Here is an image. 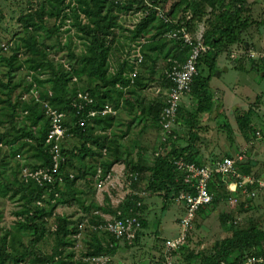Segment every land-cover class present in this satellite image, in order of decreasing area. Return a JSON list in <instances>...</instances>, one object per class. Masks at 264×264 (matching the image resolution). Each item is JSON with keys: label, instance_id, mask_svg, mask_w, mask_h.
Here are the masks:
<instances>
[{"label": "trees", "instance_id": "trees-1", "mask_svg": "<svg viewBox=\"0 0 264 264\" xmlns=\"http://www.w3.org/2000/svg\"><path fill=\"white\" fill-rule=\"evenodd\" d=\"M133 1L135 0L129 4H122L116 0H75L78 6L74 7L70 17L74 19L73 24L84 33L86 50L78 56L70 50L67 55L71 62L68 69L64 64L52 63L45 53L39 52L37 49L38 42L34 39L31 28L36 29L37 24H47L48 19L56 20L60 16L63 19L67 18L68 15L63 11L67 7L71 9V4H66L65 0H46V4L50 5L48 9L40 7L39 10L22 16L20 20L23 21L26 31L30 32L32 39L27 45L41 58L46 59L45 62H38L35 68L45 66L51 69L49 78L34 76L37 90L35 94L31 88L33 83L30 84L29 90L27 89L28 99L30 96L33 98L30 102L27 101L24 93H20L16 100L11 101L9 91L14 87L13 73L18 70L19 48L16 43L11 48L7 45V49H10L8 51H3L7 49L1 47L0 61L8 65V79L4 82L0 78V86L8 90L6 91L8 96L3 101L11 107V112L8 114L9 119L15 118L18 107L26 118L25 124L19 127L12 126L0 138V142L3 141L4 144L8 145L11 158L16 153H21L25 156H23L25 160L23 165L30 168V170H25L33 172L39 169H47L52 173L55 164V151L53 144H49L46 140L54 123L53 111L57 114H64L62 122L66 128V136L59 140L61 158L57 162L56 172L53 173V182L45 180L40 183L38 178L29 175V173L26 175L24 173L26 177H23L20 163L11 167L7 162V156H1V165L5 162L10 168L0 167V198H8L18 202L20 208L16 211L15 231L12 234L7 232L0 236V264H69L73 261L75 253L70 247L75 241L74 236L80 232L79 223L83 218L76 222L71 220L69 216H55L54 211L61 204L72 206L74 202L80 204L84 212L91 213L90 223L95 225L106 222L104 216L95 214V211L120 218L137 216L140 221V229L133 241H126L127 245L125 246H130L133 242L138 243L141 235L148 232V219L143 215L146 209V205L143 203L145 194L162 196L163 212L157 217L161 220L169 203L177 199L180 191L187 189V184L182 178V173L177 169L176 162L183 158L188 162L204 163L197 148L198 130L203 128L201 126L203 115L210 113L213 109L214 96L210 91V82L216 75L217 59L225 47L240 43L243 40V35L254 24H264V20L258 21L254 18L249 10L247 0H178L171 6L172 11L170 13L165 12L166 10H163L162 7L160 8V4L167 0L136 1L137 3L140 2L142 7L149 5L147 6L149 12L130 31L127 38L130 40L128 48L140 37H146L152 30L157 31L142 49L144 60L150 56V51H159L160 54L163 53L167 57L166 65L172 64V61H168L169 59L185 61L190 46L183 41L174 39L171 40L175 45L167 46L169 39H167L168 41L166 38L165 41L163 40L166 37L164 33L175 27V24L165 23L158 13V8H160L172 18V12L177 7H181L182 4L185 5L183 9L185 14L183 18L179 19L186 21L190 28H192L190 22L193 21L194 16L201 19L207 11H210L208 20L210 24L204 33V42L210 46L211 50L199 59L198 73L193 79L188 100L180 105L176 116V125L173 133L167 136V143H165L163 152L156 154L155 151L152 159L144 158L140 154L139 159L134 160L132 154L124 152L119 139L121 136L114 135L119 114L121 115V110H124L133 114L135 118L147 119L149 121L147 127L153 125V128L159 130L162 127L161 113L165 107L162 92L169 87L170 82L164 75L160 85L162 92L149 100L147 106L144 107L141 104L142 99L138 98L139 96L135 99L132 98L135 94L145 96L144 90L141 89L145 88L146 84L140 77V73L131 82L129 74L133 66L129 65L126 58L127 50H125L124 59L121 60L117 69H111V51L116 46L115 41L108 39V36L113 34L114 29L119 26L118 15H114L113 11L117 7L133 9ZM78 9L89 18V23L82 24ZM186 11H191L194 14L190 20H186ZM156 21H160L159 26L153 25ZM143 64L144 61L140 67ZM202 66L207 68L206 75L200 70ZM74 77H76L75 80H73ZM79 80L86 82L85 90L79 88ZM46 82L51 85L52 95H49L47 90L43 93ZM79 92L87 94L92 101L85 104V109L77 113L76 108L72 105V100L77 98ZM106 105L111 106L116 114L101 115L100 111ZM90 110H97L99 113L91 116L89 115ZM253 116L254 109L250 108L237 117L239 129L248 142L256 138L255 133L258 129L264 128H255V124L251 121ZM81 119L84 121L83 125L80 124ZM180 123H184L189 128L188 142L185 145L180 143L178 135L174 137L177 133L175 129ZM146 126L143 127V130L146 129ZM222 127H226V124ZM204 128L206 129V127ZM227 130L231 137V130L229 128ZM128 131L129 129H126L121 135L124 136ZM73 139L76 140V143L72 147L65 144L68 140ZM227 156L231 157L232 154L229 153ZM87 158L92 159L90 163H87ZM76 159L85 161L87 164L80 166L76 163ZM94 160L98 162L92 163ZM116 164L124 165L125 169L120 179L125 184L123 187L130 191L123 200L119 201L120 203L113 205L108 194H105L102 205L93 200L89 205H86L84 200L77 197V193L82 194L84 190L77 192L75 189L76 181L83 180L88 190L86 193H89L88 196L94 197L96 188L92 181L94 180L95 183V180L99 179L97 177L99 168L102 169L99 177L103 178L112 172ZM255 165L256 162L248 158L247 162L240 165V171L243 175H249L253 172ZM59 177H62V180ZM230 177L231 175H214L213 181L209 185L214 197L212 203L206 207L216 206L221 195H223L220 189L225 186L226 181L230 182ZM143 184H146L145 189L140 191ZM247 188L249 191L253 189L256 192L255 196L242 195L248 201L264 190L258 182L248 185ZM94 205L96 207H93ZM202 208L196 212V215L203 210ZM53 217H56L54 220L56 222L55 245L52 251L48 253L42 249L40 243L50 231L49 222ZM1 218L2 211L0 212ZM84 229L88 231L91 240L88 242L85 257L108 256L110 261L111 253L120 246L119 238L106 230H95L91 224L85 226ZM153 233L151 231L150 234ZM105 235L110 236L113 240H104L102 237ZM166 240L163 242L160 240L157 245V247H163V257L167 253ZM183 248H185L184 245L179 250ZM179 250H173L172 260L174 252ZM249 256H264V228L257 223L235 230L231 237L216 241L212 245L211 254H206L203 250L197 254L192 251L185 260L187 263L197 260L199 264H238ZM79 260V264H94L84 258ZM150 261L151 263L162 264L164 259L161 261L153 254Z\"/></svg>", "mask_w": 264, "mask_h": 264}, {"label": "rangeland", "instance_id": "rangeland-1", "mask_svg": "<svg viewBox=\"0 0 264 264\" xmlns=\"http://www.w3.org/2000/svg\"><path fill=\"white\" fill-rule=\"evenodd\" d=\"M131 1L132 0H116V2L122 4H129ZM136 1L137 0L133 1V9H120V7L114 8L113 14L118 15L119 26L114 29L113 34L108 36V39L115 41L114 44L116 46L114 50L111 51V69L115 70L119 64H121V60L124 59L125 50H128V44L130 43V40L127 39L130 35V31L139 23L145 14H148L149 12L147 8L149 5L142 7L141 3H137ZM177 1L178 0L163 1L160 4V8L162 7L163 10H166L165 12L170 13L172 11L171 6ZM247 2L249 3V10L254 18L258 21L264 20V0H247ZM65 3L71 4V9L70 7H67L66 10L63 11V13L68 15L67 18L63 19L62 16L56 20H47L46 18L47 24H37L36 29L31 28V31L34 34V39L38 42L37 49L39 52L45 53L47 58L50 59L52 63L64 64V66L68 69V66L71 64L70 60L67 58L68 53L71 50L76 56L82 54L86 50V41L84 39V33L79 30L78 26L73 24L74 19L73 17H70L72 16L71 13L74 7L76 8L78 5L75 0H65ZM49 6V4H46V0H0V49L1 47L7 49V45L11 48L15 43L19 48L17 61L18 70L13 73L14 87L9 91L12 102L20 96V93H24L25 97H27L28 88L32 83V91L36 94L35 91L37 90V85L34 82V76L44 79L50 77L49 74H51V69L45 66L42 68H35L38 62H45L46 59L41 58L39 54L37 55V52H34L27 45L32 39L30 38V32L26 31L23 21L20 20L22 16L29 14L30 12L33 13L39 10L40 7L48 9ZM184 8V4H182L181 7H177L176 10L172 12V19L178 20L181 17L183 18L185 14L183 10ZM78 11L82 24L89 23V18L80 9H78ZM187 12L189 11H186V15ZM190 14L192 16L193 13L191 12ZM210 14V11H207L201 19L194 16L193 21L190 22V25L192 26V28H190V32L193 36L196 34V31L200 26L206 31L210 24V21H208ZM159 23L160 21H156L153 25L159 26ZM52 30L54 31L52 32ZM251 31L258 45L264 43V36L262 35V32L256 30ZM155 32L157 31L152 30L151 33L145 37L146 40L149 41L150 37H152ZM165 38L166 40L169 39V41L167 40V46H172L174 44L173 40L167 36L163 38L164 41ZM236 46L237 44L233 47H225L217 59L216 75L210 82V91L214 96L213 109L210 113H207L202 117L201 126L203 128L198 130V153L202 155V160L205 163L210 164L212 160L228 157L227 154L229 152L231 154H236L248 147V158L253 160L255 159L258 164L253 168V172L249 175L264 179V139L260 140L255 138L251 143L245 145L244 143L246 140L239 132V125L237 124V117L246 112L252 104H256L260 101L259 99L256 100V96L258 95L254 93L262 92L264 96V75L263 73H259V69L264 65V60L258 57H251L247 54L252 48L259 52L264 51V47H257V45L250 47L244 42L240 43L237 47ZM8 50L10 49L3 51ZM146 50H148V48H146ZM149 54L150 56H147L146 60H144V64L139 69L140 77L143 79L144 84H146L145 88L141 90H144L147 93H144L145 96L143 94H135L132 96L134 99L139 96L138 98L142 99L141 104L144 107L147 106L146 104L149 102V96L153 94V91L155 93L156 89L161 87L160 85L165 77L163 72L166 67L165 60L167 58L165 54H160L159 51H150ZM245 68H248V70H243ZM200 70L205 75L208 72L206 66H202ZM0 78L4 82L8 79V65L3 61H0ZM75 78L76 77H74L73 80H75ZM78 85L80 89L84 90L87 86L86 82H80V80ZM50 88L51 85L46 82L43 93L47 90L48 94L52 95V90ZM6 91H8L6 88L0 86V138L2 134L4 135L5 132H8L12 126L19 127L20 125L26 123V118L24 117L25 114L21 112L19 107L16 109L18 113H16L15 118L9 119L8 114L11 112V107L8 103L3 101L8 96ZM31 100H33L31 96L29 99L27 97V101L30 102ZM186 100H188V98ZM140 108L142 107L140 106ZM126 117L127 116L123 112L121 115L119 114L117 125L114 128V135L122 136L121 134L125 132L123 130L129 129V127L124 128V122L121 123L123 119L126 120ZM134 118L135 116L132 117V120ZM135 120H137V118H135L134 121ZM224 123H227L230 128L231 137L228 135L227 128L222 127V124ZM148 124L149 121L145 119L140 121L135 128L143 130V126L145 127ZM204 127H206V129ZM159 130L162 131V134L160 135L159 142L157 143L158 150H156V154L163 152L167 138V135L165 136L164 134L163 128L160 127ZM175 131L177 132L176 135L180 138V143L182 145L187 144V135L189 132L188 126L184 123H180ZM75 143L76 140L73 139L71 141L68 140L65 144H69V147H72ZM243 145H245V147ZM256 151H258V155H255ZM9 153L8 145L1 141L0 158L2 155L7 156V162L11 167H15L17 163H20L22 176L26 177L25 175L29 173V171L25 169L30 170V168L23 165L25 162L23 158L24 155L16 153L15 155L13 154L14 157L11 158ZM150 157L151 159L153 158V156ZM91 160L92 159L89 158L86 159L87 163H90ZM97 162L98 161L94 160L92 163ZM3 163V165L0 163L1 168H10L7 167L5 162ZM76 163L80 166L87 164L85 161L83 162L79 159H76ZM112 174L114 173L112 172ZM92 182L97 189L96 191H98L99 188H97L96 185L98 182L96 180L95 183L94 180ZM122 183L124 186L125 184L123 181ZM145 186L146 184H143L144 188L140 187V191H142V189L144 190ZM230 187L231 185H229V181H226L225 186L220 189L221 194L223 195H221V198L217 202L216 206H205L202 208L203 210L195 216L192 229L189 233V238L187 243L184 245L185 248L179 250L178 252H174L173 256H175V260L172 264H199L197 260H192L187 263L185 260L186 256L192 251L194 254H197L201 250H203L206 254H211L212 245L216 241L226 237H231L235 230L251 224L257 223L264 228V190L260 191L259 194L250 201H248V199L241 194H238L236 196V204L234 205L231 204L230 200ZM75 189L77 192H82V190H84V193L82 194L77 193V197L84 200L86 205H89V203L94 200L92 196H88L89 193H86L87 187L84 185L83 180L75 182ZM125 192L128 193L130 191L126 190L119 184L117 187L114 185L109 186V194H112L117 199L119 198L123 200L121 198V194H125ZM102 193L100 194V198L103 201L105 194H108V192L104 191ZM147 195L149 194L146 193L145 196ZM116 204L118 203L113 205ZM93 207L96 206L94 205ZM19 208L20 206L18 202L8 198H0V212L2 211V218L0 219V236L5 235L7 232H11L12 234V232L15 231V222L17 220L16 211L19 210ZM54 213L55 216H69L71 220L76 222L83 218V228L92 224L90 223L91 213L84 212V209L77 202H74L72 206L61 204L57 207ZM160 214L161 213H159V215ZM55 218L56 217H53L50 220V231L40 243L42 249L48 253L52 251V248L55 245ZM173 220V212L168 214V216L162 220L163 225L164 227L166 226L167 230L163 229L161 234L179 233L180 226ZM88 234V231L84 229L80 237L74 236L75 241L70 249L74 251L75 256L72 259L73 261L69 264H79V259L85 257L84 254L87 250L88 242L91 241L90 235ZM102 238L108 241L113 240V238L108 235H105ZM143 243L147 244L146 237H144L142 244L141 240H139L138 243L133 242L130 246H125L127 245L126 241L119 239L120 246L118 245V253L113 258L111 257L107 264H119V262H122V264H155L150 262V258L144 252ZM121 246L123 247L120 248ZM155 257H158L159 260L161 258L159 255Z\"/></svg>", "mask_w": 264, "mask_h": 264}, {"label": "built area", "instance_id": "built-area-1", "mask_svg": "<svg viewBox=\"0 0 264 264\" xmlns=\"http://www.w3.org/2000/svg\"><path fill=\"white\" fill-rule=\"evenodd\" d=\"M159 16L164 20L165 23H173L175 27L166 31L164 36H167L170 39L183 41L185 44L190 46V50L187 54L185 61H179L178 59L172 61V64L166 65L164 69V75L169 80L170 85L162 92V89L158 87L156 93L164 96L165 107L161 113V125L165 135H170L173 132V129L176 125V116L180 108V105L186 101L191 92L192 82L195 75L198 73V62L199 59L207 54L211 48L204 42V33L205 29L199 27L196 31V34L193 36L190 32V27L186 21H181V19L173 20L160 8H158ZM191 19V14L188 12L186 20ZM180 21V22H179ZM149 41L145 37H140L135 41L131 47L127 50L126 58L129 61V65H132V71L130 72L131 82L134 81V78L139 73L140 65L144 61V55L142 49L144 45ZM248 55L251 57H258L264 60V51H255L250 50ZM80 100V101H78ZM92 99L83 92H79L77 98L72 100V105L76 108L77 113L85 109V104L90 103ZM99 112L97 110H90L89 115L95 116ZM101 115H106L112 113L116 114V111L109 105H106L101 111ZM53 127L49 131L47 142L53 144L54 154V168L52 173L47 169H39L37 171L29 172V175L38 178L40 183L46 181L53 182L54 175L56 172L60 158L61 152L59 150V140L66 136V128L63 125L62 118L64 117L63 113H56ZM80 124L83 125L84 121L81 119ZM256 139H264V128L258 129L255 133ZM247 149L241 150L231 157L220 158L215 161H211L210 164L202 163L197 164L195 162H188L183 158H180L177 162V169L182 173V178L187 184V189H183L179 192L177 200L184 204L185 213L180 218V228L181 231L179 235L173 238L166 240V251L167 253L164 256V261L162 264H172V252L173 250H179L181 246L187 243V239L190 233V230L193 226V221L196 215V212L213 201V193L210 191L209 185L213 181L215 174H221L223 176L231 175V180L229 182L231 204H236L237 195H246L255 196L256 192L252 189L248 190V185H253L258 182L261 188H264V179L257 178L253 175H243L240 171V165L244 162H247L248 155ZM102 173V169L99 168L97 177V188L103 189L111 184H113L112 172L106 174L103 178H100L99 175ZM62 180V177H59ZM117 184V183H116ZM95 214H101L106 219L105 224H91L92 228L95 230L103 229L115 236L116 238L125 240L127 242H132L136 237L138 230L140 229V221L137 217H113L112 215H107L101 213L100 211H95ZM93 213V214H94ZM80 232L76 234V237H80L82 231L84 230L83 221L79 223ZM86 260L94 264H107L109 262L108 256H98V257H84ZM238 264H264V256H249L244 261Z\"/></svg>", "mask_w": 264, "mask_h": 264}, {"label": "crops", "instance_id": "crops-1", "mask_svg": "<svg viewBox=\"0 0 264 264\" xmlns=\"http://www.w3.org/2000/svg\"><path fill=\"white\" fill-rule=\"evenodd\" d=\"M257 25H260V26H257ZM263 26L264 25H261V24H254L249 29V32L248 33L246 32L247 34L245 33L246 35L245 34L243 35V40H241L240 43L244 42V43H246L247 46H250V47L253 46V45L254 46L257 45V47H260V46L264 47V43H261L260 45H258L256 43V39L252 35V31H251V30L260 31V32L263 33L262 35L264 36V28H263ZM263 41H264V38H263ZM240 43H238L237 46ZM235 45H233V46H235ZM233 46H231V47H233ZM250 50H254V48H252ZM249 51H248V53H249ZM243 70L247 71L248 68H245ZM259 73H263V75H264V65L259 69ZM252 90H254V89H252ZM144 93H147V92L144 91ZM260 93H262V92H260ZM260 93H258V92L254 93V94L258 95V96H256V100L259 99L260 101H258V103H256V104H252L251 107H250V108L254 109V116H253V120H251V121L255 124L254 125L255 128L264 127V96H263V93L262 94H260ZM155 96H158V94H156V91H155V93L153 91V94L151 96H149V100H151ZM260 106H261V108H260ZM122 112L127 117H126V120L123 119L121 123L124 122V125H125L124 128L130 127L129 131L124 136H121L119 138L121 140L122 146L124 148V152L132 154L131 156H132V158H134V160H136V159L138 160L140 154H142V156L144 158L151 159L150 156H153L154 152L156 150H158V144L157 143L159 142V137L162 134V131L157 130L156 128H153V125H150V126L146 127V129H144V130H139V129L135 128V127L137 126V124L140 121H143L144 119L137 118V120L132 121V117L134 116L133 114H129V113L125 112L124 110H121V113ZM225 124H226V128H229L227 123H224L222 125L224 126ZM237 124H238V121H237ZM125 130L126 129H124L123 131H125ZM239 132L241 133L240 129H239ZM251 142L252 141H250V142L245 141L244 144L246 145V144H249ZM245 145H243V146L245 147ZM104 154H105V151H104ZM258 154H259L258 151H256L255 155H258ZM199 155L202 158V155L200 153H199ZM232 155H235V154L232 153ZM103 160H104V158H103ZM250 160H253V159H250ZM253 161L256 162L255 159ZM256 165H258L257 162H256ZM256 165H255V167H256ZM124 169H125V167H124L123 164H116L113 167V169H112V172L114 173V174H112V176H113V184H111V185H114L115 187H117V185L119 184V185H121L123 187V183H122V180L120 178L123 175ZM109 186H107V187H105L103 189H98V191H96L97 192L96 195L93 197V199H94L93 201L97 202V204L99 203V205H102L104 203V200L103 201L101 200L100 194L102 192H104V191H107L108 194H109ZM126 194H127V192H125V194H121V198L123 199ZM109 196L111 198L112 204H115V203H118L119 201H121V199L115 198L112 194H109ZM143 203L146 205V209L144 210L143 215L145 217H147V219H148V229H147L148 232H146V234L141 235V238H140L141 244H142V241L144 240V237H146L147 244L143 243L144 244V246H143L144 247V252L147 254V256L149 258L153 254H155V256L159 255V256H161V258H160L161 261H163V259H164V257H163V247H160V246L157 247L158 242L160 240H161V242H163V240L176 237V236L179 235V233H177V234H161V231L163 229L167 230L166 226L164 227L162 220H164L168 216V214L173 212V218H174L173 221H176L178 223V225H179L180 218L185 213V206H184L183 203H181L177 199L176 200H172V202L169 203L166 212L163 214L162 219L159 220V218H157V217H158L159 213L162 214V212H163V210H162V208H163L162 207L163 206L162 196L161 195L149 194V195H147L145 197V199L143 200ZM159 210H161V211H159ZM106 214L108 215V213H106ZM151 231H153L154 233L150 234ZM180 231H181V228H180L179 232ZM158 239H160V240H158ZM117 251L118 250H116L113 253H111L110 257L113 258L115 255H117V253H118ZM173 260H175V256H173ZM119 264H122V262H119Z\"/></svg>", "mask_w": 264, "mask_h": 264}, {"label": "clouds", "instance_id": "clouds-1", "mask_svg": "<svg viewBox=\"0 0 264 264\" xmlns=\"http://www.w3.org/2000/svg\"><path fill=\"white\" fill-rule=\"evenodd\" d=\"M172 133H173V132H172ZM168 135H169V134H168ZM168 135H167V136H168ZM165 136H166V135H165ZM176 136H177V135H174V137H176ZM166 140H167V138H166ZM166 143H167V141H166Z\"/></svg>", "mask_w": 264, "mask_h": 264}]
</instances>
